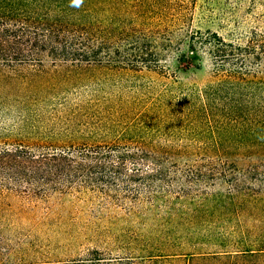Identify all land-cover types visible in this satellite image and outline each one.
Here are the masks:
<instances>
[{"label":"trees","instance_id":"1","mask_svg":"<svg viewBox=\"0 0 264 264\" xmlns=\"http://www.w3.org/2000/svg\"><path fill=\"white\" fill-rule=\"evenodd\" d=\"M209 1L0 0V260L15 227L11 264H264V0ZM204 61L209 71L174 92L113 79H174ZM141 108L194 129H75ZM64 195L97 202L95 221L143 227L137 247L27 260L25 227L55 221L37 212Z\"/></svg>","mask_w":264,"mask_h":264},{"label":"rangeland","instance_id":"2","mask_svg":"<svg viewBox=\"0 0 264 264\" xmlns=\"http://www.w3.org/2000/svg\"><path fill=\"white\" fill-rule=\"evenodd\" d=\"M229 1L231 3L232 0H210L209 6L215 11H224L227 9L226 7H228ZM197 13L198 10H196L195 17ZM262 24L264 30V19ZM193 25L195 26V21ZM199 26L201 30L209 28L214 32L219 31L216 26L205 24ZM245 31L246 27L241 23L234 32L240 35L241 33H245ZM219 33L222 34V32ZM180 51L181 53L184 52L192 56L191 51L186 48V45L182 46ZM174 57V55H171L168 58L170 70L176 69ZM208 68L210 66L204 61L197 69V72L193 69L184 72L176 70V78L174 79L164 80L151 74L132 75V77H120L121 75L114 74L113 79L114 82L121 81L124 85L151 82L162 85L163 83L167 84L172 92H174L183 90L187 86L190 87L192 85L190 83L191 77L193 75L197 77L202 76L205 72L209 71ZM117 98L121 99L118 105H122L128 97L123 93L115 94L114 103L117 102ZM168 112L170 114L158 115L152 113L150 109L146 110L141 108L128 115L124 112H113V115H107V113L101 115L96 114L94 116L90 115L84 119L88 123L86 127H78L75 129H194V125H189L186 120L181 121L180 117L172 115L174 112ZM48 120V123H46L47 126L50 127L53 125L54 129H59L57 122L60 119L50 117ZM125 124L127 126H123ZM110 125L112 126L110 127ZM61 129L64 128L62 127ZM96 203H92L93 205H84L78 203L74 197L64 195L53 198L48 204L41 205L37 212L39 219L46 218L45 214L48 213L55 221H49V225H40L37 227L31 224L25 227V233L29 230V234H32V238H29V240L32 241L31 246L33 245V250L30 249L29 244H26L24 245L23 253L27 254L22 255H25L24 257L27 260L37 262L44 261L45 259H49V261L68 260L82 256L81 249L96 248L98 251H104L106 255H110L105 257L115 258L117 255L124 257L137 244V241L133 240L132 233L136 231L137 233L144 234V228L130 225L127 221H120L118 223L95 221L96 217L106 215V213L100 212V209L94 205ZM119 213L120 211L117 209L111 210L108 216L118 215ZM10 228L5 229L4 235L10 238L9 248L11 253L8 254L7 258L4 256L0 260L1 263H19L20 253H22V249L16 246V244H19L17 243L16 228ZM108 242L111 244L108 245Z\"/></svg>","mask_w":264,"mask_h":264},{"label":"clouds","instance_id":"3","mask_svg":"<svg viewBox=\"0 0 264 264\" xmlns=\"http://www.w3.org/2000/svg\"><path fill=\"white\" fill-rule=\"evenodd\" d=\"M74 4H75L76 6H78V4H79V0H74Z\"/></svg>","mask_w":264,"mask_h":264}]
</instances>
